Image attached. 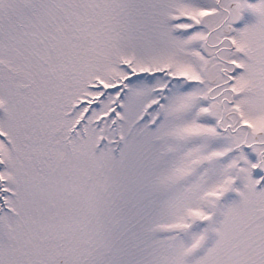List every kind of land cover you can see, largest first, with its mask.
<instances>
[{
  "label": "snow or ice",
  "instance_id": "6c2138e0",
  "mask_svg": "<svg viewBox=\"0 0 264 264\" xmlns=\"http://www.w3.org/2000/svg\"><path fill=\"white\" fill-rule=\"evenodd\" d=\"M0 264H264V0H0Z\"/></svg>",
  "mask_w": 264,
  "mask_h": 264
}]
</instances>
